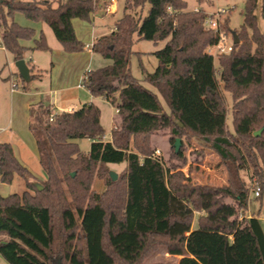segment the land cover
<instances>
[{
    "label": "trees",
    "instance_id": "obj_1",
    "mask_svg": "<svg viewBox=\"0 0 264 264\" xmlns=\"http://www.w3.org/2000/svg\"><path fill=\"white\" fill-rule=\"evenodd\" d=\"M100 3L0 0L1 45L14 61L29 51L49 50L43 32L14 21L22 13L48 25L66 52H82L86 45L73 20L89 22ZM186 6L185 0H125L112 32L92 45L93 53L112 63L87 71L81 85L117 109L120 123L112 142L104 141L96 105L54 114L40 102L30 107L29 127L46 179L35 178L11 144L0 143V182L18 178L25 186L21 193L0 195V257L8 264H146L160 249L181 256L178 264H264L262 225L247 217L252 190L259 185L256 199L264 196V30L258 26V0H246L244 23L233 32L239 42L233 38L232 51L220 54L218 70L207 50L229 31L221 24L219 32L207 29L203 9ZM140 40L166 42L153 53L156 69L142 67V80L130 69ZM23 41H33V47ZM37 78L31 75V81ZM221 84L232 98V130ZM155 135L172 142L171 159L153 157ZM81 139L91 140L87 154L77 143ZM185 141L198 142L202 156L219 157L226 184L193 183L183 170ZM111 164H124L116 181ZM195 220L197 229L189 235Z\"/></svg>",
    "mask_w": 264,
    "mask_h": 264
},
{
    "label": "rangeland",
    "instance_id": "obj_2",
    "mask_svg": "<svg viewBox=\"0 0 264 264\" xmlns=\"http://www.w3.org/2000/svg\"><path fill=\"white\" fill-rule=\"evenodd\" d=\"M112 5L116 8V13L114 15H106L104 8H101L97 11V22L98 20L103 21L104 23L101 26H98L95 32L100 34L103 32L102 30L106 29L105 32L109 31L110 28L114 27V23L121 18L123 15L125 0H112ZM101 3H103L100 0ZM187 6V11H195L196 9H203L207 15L212 19H219L220 24L223 27H227L229 31L228 35L225 36V48L233 43V32L238 31L244 23V13H245V3L246 0H206L202 3H199L197 0H185ZM100 3V4H101ZM108 4L110 0L107 1ZM105 5V4H104ZM148 6L144 10V14H146ZM264 8V0H258V7L256 10V14L258 16V26L261 30H264V16L262 14V10ZM225 11V13H222ZM14 21L19 25L24 27H32L35 28L38 32L41 31V23L33 22L28 20L22 13L14 14ZM83 23H88V29L91 27V24L87 21H83L80 19H76ZM89 25V26H88ZM49 30V50L46 51H35L34 53L26 54L28 57V61L30 62L31 67L33 65L39 69L41 73V68L44 70L42 74V79H36L27 83L29 97L35 96V91L41 90L44 92V95L41 96V102L44 104H49L50 102L57 105V108H62L64 104H60L58 100L62 99L69 94L67 92H57V93H47L50 89H58L65 85H67V81L69 77L74 78L75 73L79 71V67L75 68L74 71H70L67 63H57L55 64V60L58 58V53L66 55L73 54H83L86 53L88 47L82 52L69 53L66 52L63 46L57 41L52 30L47 27ZM101 28V32L98 30ZM37 32V33H38ZM223 32V31H220ZM223 34V33H222ZM89 30H88V39H89ZM85 36L81 41L87 45V42L84 40ZM27 45H32L33 41H23ZM166 42H159L157 44L150 41H136L133 46L134 53L131 55V64L130 69L132 75L138 80H142V67H145L149 72H153L157 65L156 57L151 53L157 50L162 49L165 46ZM90 46V45H89ZM92 46V45H91ZM1 48V47H0ZM211 55L214 56V64L215 68L219 69V61L220 55L218 47L212 46L207 50ZM138 52H145L142 54H138ZM34 58V61L30 60ZM61 59V57H59ZM33 60V59H32ZM62 60V59H61ZM89 67L86 70H95L104 66L111 64L112 62L108 59L103 58L98 54L92 55L91 58L88 59ZM14 60L12 55L9 53L5 54L0 50V143H10L14 148V153L17 159L24 165H26L35 178L43 181L46 179V175L42 170L39 164V157L36 153L35 147V139L30 131V127L28 124V108L25 105V98H17L14 102V113L12 116V104L10 98V90H11V81L10 78L7 81H4V77H9L14 69ZM56 65V66H55ZM68 70V71H66ZM12 76V75H11ZM10 76V77H11ZM7 77V78H8ZM217 77L220 80L219 72L217 73ZM20 82V81H19ZM81 82V81H80ZM146 85V84H145ZM23 83L20 82V88L18 90L24 91ZM152 91H155L151 86L146 85ZM221 90L225 97V102L228 108V124L230 129L232 130V117H231V107H232V98L231 94L225 92L223 90V85L221 84ZM72 90V89H70ZM19 91V92H20ZM156 92V91H155ZM78 98L76 99H67L65 106L70 104L74 106H79L80 101H84L85 94L83 91L78 92ZM40 101V98H39ZM92 101L101 109V121L102 125L105 129V137L111 135L112 125L114 123L119 122V116L116 112H111V107L103 100V98L95 97ZM162 104L165 109L168 111V108L163 100ZM71 102V103H70ZM114 120V121H113ZM80 150L87 154L90 150L91 140L89 139H81L77 141ZM153 146L156 147L157 151H160L159 154H156V151L153 155L156 157H160L163 161L169 160L172 158L173 154V144L169 140L167 136L155 135L152 138ZM183 156L185 160L184 172L187 175L192 177L193 183H198L201 185H213V186H222L227 182V172L226 168L221 164L219 157L212 153L208 152L206 155L202 156L200 152H202L200 148V144L196 141L183 143ZM174 163L181 164L182 162H178L174 160ZM124 164H111L110 169L112 172L118 174L123 169ZM243 177L246 182L250 185L249 179L247 177V173H243ZM25 190L24 184L18 179L15 178L12 184H4L0 182V195L1 196H9L14 193H21ZM250 210L252 213L256 214L260 218V223L262 225L264 231V196L263 199H256L254 196H251L250 200ZM3 264H8L5 260H3ZM178 259L174 257H169L164 249L158 250L153 256L149 257L146 260V264H177Z\"/></svg>",
    "mask_w": 264,
    "mask_h": 264
},
{
    "label": "crops",
    "instance_id": "obj_3",
    "mask_svg": "<svg viewBox=\"0 0 264 264\" xmlns=\"http://www.w3.org/2000/svg\"><path fill=\"white\" fill-rule=\"evenodd\" d=\"M103 3L100 4L101 8H104L105 10V14L106 15H114L116 13V8L112 5L113 1L110 0V3L111 4H108L107 1L108 0H101ZM105 4V5H104ZM100 8V9H101ZM97 16V12L95 14H93L91 16V20L89 21V24H91V27L88 29L87 27V24L88 23H83L81 21H78L76 19L73 20V26H74V29H75V32H76V35H77V38L81 41V39H83V37L85 36L84 40L87 42V47H88V50H86V53H83V54H73V55H64V54H59L58 53V58L55 60V64L57 65L58 61L59 63H67V65L69 66V69L70 71H74L75 68L79 67V71H77L74 75L75 77L71 79V77H69L68 81H67V85L61 87V88H58V89H50L47 93L51 94V93H57V92H67L69 93L67 95V97L65 96L64 99H62L64 102H62L60 99L58 100V102L60 104H64L62 108H57V105L55 104V102L53 101L50 102L49 104L53 107V112L55 114H60V113H63V112H66V113H75L77 112L78 110H80L84 105L86 104H94L96 105L92 99H95V97H93L84 87H82L81 85V82H82V78L84 76V74L87 72V71H90V70H86L88 67H89V61L88 59L92 57V55H94L95 53H93V51L91 50V45H93L95 43V41L103 36H106V35H109L111 32H112V29L113 28H110V30L107 32H105L106 29L102 30L101 28H98V30L101 32V30L103 32H101L100 34H97L95 32V30L97 29L98 26H101L103 25L104 23H102L103 21L101 20H96V17ZM89 26V25H88ZM41 27V31L40 32H43L47 38V42L49 43V39H50V36H49V30L47 27H49L48 25L44 24V23H41L40 25ZM32 28V27H30ZM50 28V27H49ZM35 29V28H34ZM51 29V28H50ZM36 30V29H35ZM88 30H89V39H88ZM37 31V30H36ZM38 32V31H37ZM38 32V33H40ZM53 32V31H52ZM24 46L28 47V48H32L33 47V44L32 45H27L25 43H22ZM90 45V46H89ZM1 51H3L5 54H7L8 52L3 48L1 47L0 48ZM35 51H39V50H33V51H29L28 53H34ZM27 53V54H28ZM140 54L144 53L145 52H138ZM152 54L154 52H151ZM32 56H30V60L31 61H34L35 59L34 58H31ZM61 57V59L59 58ZM33 59V60H32ZM25 60L28 64V66L30 65V62L28 61V57L25 56ZM15 62V61H14ZM55 65V66H56ZM30 67V75H39L41 77V73L44 72L45 69H42L41 68V73L39 72L40 70L36 68L35 65H33V68L31 67V65L29 66ZM31 68L33 69L31 71ZM47 72V70H45ZM68 71V70H66ZM148 71V70H147ZM18 72H17V69L15 68L14 66V69L11 73V75H14L15 79H16V82L19 84V88H20V82H19V79H18ZM10 75V76H11ZM10 76L7 78V77H4V81H7V79L10 78ZM42 79V77H41ZM38 80V78H37ZM81 81V82H80ZM18 88V89H19ZM15 90L14 92H12L10 90V98H11V104H12V116H13V113H14V102L16 101L17 98H25V105L26 107L28 108V116H29V119H28V124L30 123V107L33 106V105H36L38 103L41 102V96L44 95V92L41 91V90H37L35 91V96L34 97H29L28 96V92H25L24 91H20V90ZM72 89V90H70ZM154 89V88H153ZM155 90V89H154ZM20 91V92H19ZM29 91V90H28ZM79 91H83L85 94V98H84V101H80V104L79 106H74L72 104L68 105V106H65L67 105L66 102H67V99H76L78 98V95H79ZM156 91V90H155ZM39 98H40V101H39ZM73 99V100H74ZM110 107H111V112L113 113V110L114 112L117 113V109L115 108V106H113L112 104H110L107 100L103 99ZM71 103V102H70ZM97 106V105H96ZM98 107V106H97ZM99 108V107H98ZM100 109V108H99ZM101 111V109H100ZM118 114V113H117ZM119 116V115H118ZM114 121V120H113ZM113 125H112V129H111V132L114 128L115 125H118L120 123V118H119V122L118 123H114L112 122ZM101 124H102V121H101ZM103 126V125H102ZM104 128V127H103ZM31 131V130H30ZM32 133V132H31ZM33 135V134H32ZM107 137L104 138V141H109V142H112V136L110 135L108 137V139H106ZM35 139V138H34ZM10 144V143H9ZM13 147V146H12ZM36 153L38 154V150H37V144H36V140H35V147H34ZM14 150V148H13ZM38 157H39V154H38ZM22 164V163H21ZM24 165V164H22ZM26 168H28L26 165H24ZM111 166V165H110ZM29 169V168H28ZM124 169V167H123ZM122 169V170H123ZM121 170V171H122ZM30 171V170H29ZM31 172V171H30ZM249 219H258L260 221V218L259 216H257L256 214L252 213L251 210L249 209L248 211V216H247ZM261 222V221H260ZM197 229V223H196V220L192 226V229L189 233V235L193 234ZM165 253L169 256V257H174V258H177L178 259V262L177 264L180 262V260L182 259L181 256H173V255H169L167 253V251L165 250ZM3 258L0 257V264H3Z\"/></svg>",
    "mask_w": 264,
    "mask_h": 264
},
{
    "label": "built area",
    "instance_id": "obj_4",
    "mask_svg": "<svg viewBox=\"0 0 264 264\" xmlns=\"http://www.w3.org/2000/svg\"><path fill=\"white\" fill-rule=\"evenodd\" d=\"M195 11H198V9H196ZM222 13H225V11H223ZM219 19H212L210 17H207L206 21H205V26L207 29H214L217 32H219ZM220 40L218 41V43L215 45L218 47L219 50V55L220 54H225V53H229L232 51V44L227 46V48H225V35L220 33ZM0 47H3L1 45V39H0ZM4 48V47H3ZM10 81H11V91L14 92L15 90H17L19 88V84L16 82V79L14 77V75H12L10 77ZM55 114V113H54ZM160 151H156V154H159ZM153 157H156L155 155H153ZM260 192H261V187L259 185H257L251 192V196H254V198H258L260 196ZM243 218V215L240 216V219Z\"/></svg>",
    "mask_w": 264,
    "mask_h": 264
},
{
    "label": "water",
    "instance_id": "obj_5",
    "mask_svg": "<svg viewBox=\"0 0 264 264\" xmlns=\"http://www.w3.org/2000/svg\"><path fill=\"white\" fill-rule=\"evenodd\" d=\"M233 38H234V43L237 44L239 42L238 37L235 34H233ZM14 66L17 69V72H18L19 76L21 77V79L24 82H26V83H30L31 82L30 67L28 66L26 60L25 59H22V60H19V61H15ZM261 133H262V130L257 131L255 133V136H259V135H261ZM174 146H175V152L178 153L179 150H180V148H181V140L180 139H177L175 141ZM74 175L75 174H73V176ZM110 176H111V178H112L113 181H116L117 180V177L118 176H117L116 173H114V172L111 171L110 172ZM38 188L40 190H42V187L41 186H38Z\"/></svg>",
    "mask_w": 264,
    "mask_h": 264
}]
</instances>
